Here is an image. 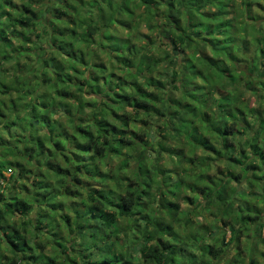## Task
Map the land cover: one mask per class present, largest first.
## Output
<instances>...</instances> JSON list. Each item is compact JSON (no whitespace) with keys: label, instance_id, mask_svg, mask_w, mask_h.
<instances>
[{"label":"trees","instance_id":"obj_1","mask_svg":"<svg viewBox=\"0 0 264 264\" xmlns=\"http://www.w3.org/2000/svg\"><path fill=\"white\" fill-rule=\"evenodd\" d=\"M79 1L76 6L77 0H0V242L14 254L0 253V264H24L25 260L29 264L43 260L44 264H56L55 256L46 258L37 253L27 234L28 223L18 224L11 219L27 217L38 206L42 211L39 229L44 215L52 217V211L62 207L54 201L59 196L57 189L63 186L67 197H81L82 189L88 193L85 214L77 211L75 219L80 241L87 232L84 219L94 220L89 229L92 238L81 254L89 258L96 251L101 260L86 264H132L131 257L124 259V252H119L120 233L125 237L131 233L120 232V217L144 223L143 229L137 224L140 236L135 234L134 240L139 241L136 248L132 250L131 244L128 247L129 253H139L142 264H200L184 248L187 241L180 240V229L176 228L180 224L181 204L177 199L181 174L192 177L191 183L181 180L192 195L219 206L217 212L227 228L218 229L223 232L218 246H202V264L207 257L217 260L230 254L234 262L230 264H264V0H241L239 4L236 0ZM80 6L87 9L83 15ZM138 10L144 11L149 29H160V40L145 36V49L127 35L140 22ZM253 10L258 11L256 17L251 16ZM76 14L81 15L78 21ZM118 26L127 34L117 35ZM96 35L105 40L97 41ZM161 46L163 56L159 57L155 48ZM185 51L190 54L182 63ZM31 55L33 62L29 60ZM86 55L91 58L86 60ZM100 55L109 60L98 63ZM37 63L42 67L35 66ZM244 64L248 66L246 71L239 68ZM79 67H85V73L74 79L80 74ZM160 67L171 71L169 87L146 74ZM117 70L127 72L118 75ZM43 83L51 94L39 90ZM73 87L78 93H73ZM83 97L94 98L97 103H85ZM72 103H76L74 108ZM41 105H45L43 109ZM88 106L92 114L86 115L82 109ZM20 107L29 110L25 119L18 112ZM74 109L82 113L78 130L72 135L60 133L56 128H62V123L50 117L60 112L71 117ZM158 114L157 122L164 120L163 135L168 139L160 146L181 161L175 170L180 174L177 180L166 179L169 188L155 196L154 174L143 162L149 153L144 144H148L150 131L138 133L132 125L137 121L146 127L152 125ZM21 120L26 123L23 125ZM28 124L35 131L25 135L23 130ZM151 131H155V125ZM4 134L16 144L8 145ZM69 136L77 141L71 156L64 153L70 146ZM183 143L192 147L190 153L202 158L185 159V148L174 147ZM19 144L23 148L20 158L26 164L14 160ZM198 149L206 154L199 155ZM8 156L13 159L7 160ZM116 156L138 158L141 164L136 180L124 178L130 182L114 201L109 190L96 192L85 185L87 180L104 181L105 162ZM213 156L229 159L232 166L243 164L249 173L244 179L243 174L231 173L234 178L229 182L218 174H205L193 182V170L207 173V161ZM246 158L251 164L245 167ZM186 161L189 164L184 165ZM33 168L38 171L34 173ZM123 168H127L126 162L119 170ZM7 170L13 172L15 182L32 175V190L25 187V195L8 196L7 190L1 189L3 181H8ZM246 187L260 198L262 206L234 208L236 195L248 197ZM147 198L153 203L157 198L162 217L149 218L144 206ZM197 200V196L184 198L196 207L200 204ZM138 215L143 217L139 219ZM70 220V216H64L67 227L74 232ZM194 243L200 247L205 242L202 236H196ZM244 245L247 256L241 254ZM64 247L65 251L71 249Z\"/></svg>","mask_w":264,"mask_h":264},{"label":"rangeland","instance_id":"obj_2","mask_svg":"<svg viewBox=\"0 0 264 264\" xmlns=\"http://www.w3.org/2000/svg\"><path fill=\"white\" fill-rule=\"evenodd\" d=\"M237 3L239 4L241 2V0H236ZM80 3L79 0H77L76 2V6ZM74 4V3H73ZM64 6V5H63ZM76 6L75 8H73V12L75 14L76 11ZM79 6V5H78ZM80 11H81V15L85 14L87 12L86 7L84 6H80ZM256 8V7H255ZM264 10V9H263ZM142 12H144L143 10H138L137 14L140 16V22L137 24V27L134 31H131V35L127 34V32L123 29L120 28V26L116 27V32L117 35L121 36V34L125 33L128 35V37L134 42L137 43L138 46L141 49H145L146 48V40H145V36L147 35H153L154 37H156L157 39L159 38V27H156L154 30H151L148 28L149 24L145 21ZM256 12H258L257 10H253V13L251 16L256 17ZM263 14V12H262ZM76 14L75 20L78 21L80 20V16ZM264 15V14H263ZM72 17V16H71ZM115 26V25H114ZM112 25V28L114 29V27ZM63 28V27H61ZM82 32V31H81ZM110 33H112V31L110 30ZM97 38V41H99V38H102L103 40H105V37H102L101 35H99V37H97V35L95 36ZM160 40V39H158ZM104 42H102L103 44ZM163 47H156L155 48V52L158 53L159 57L163 56L162 55V51ZM188 51H185V54H181L182 55V63H185L189 57L190 53H187ZM101 54V53H99ZM50 55H48L49 57ZM89 57L88 55H86V60ZM29 60L31 62L35 61L34 60V55H31ZM102 60H109L107 56L105 55H100L99 56V62H102ZM246 63V62H244ZM33 65V64H32ZM40 66L42 65L41 63H37L35 66ZM42 67V66H41ZM86 67V66H85ZM85 67H79V75H74V76H78L77 78H75L73 76L74 79H80L82 77V75L85 73ZM240 70H247L248 66L247 65H240L239 66ZM81 72L83 73L81 75ZM118 75H123L126 74L127 71H116ZM171 71H168V69H165V67H160L159 70L158 69H153V71H147L146 74L148 77H152L155 80H159L161 82H163L165 85H167L169 87L170 83V73ZM181 72H184L183 70ZM85 76V75H84ZM34 78V77H32ZM73 79V80H74ZM31 85H36L33 80H31ZM44 89V93L45 95H49L52 93L51 89L48 88V86L46 84H42L40 89ZM77 87H73L71 90L73 91L74 94L78 93V91L76 90ZM165 94L166 92L163 91ZM81 94V93H80ZM247 96L251 98V95L247 93ZM90 97V96H88ZM80 98V97H79ZM83 99L85 100V103H92L94 104L93 106H95V101L97 103V100H95L94 98H89V99H85L83 97ZM79 99H77L76 101H78ZM102 100V99H101ZM100 100V101H101ZM47 102V101H46ZM100 104H102V102H99ZM73 104V108L74 106H76V103H72ZM45 106V105H44ZM43 105L39 106L40 109H43L44 107ZM155 106L159 107L160 105L158 103L155 104ZM21 111L20 115H21V119H25L29 110L26 111V109H23L22 107H20ZM83 111L85 110V113L87 115L88 114H92V108L91 107H83L82 109ZM73 115L71 117L69 116H64L62 112L57 113L52 115V117H50L51 119L54 118L57 120V122H61L62 123V128L58 129L60 133H64L65 135L70 134H74L75 130H76V126L77 123L80 122L79 118L81 117L80 113H76L75 109L73 110ZM122 114V111L119 112ZM30 115V114H29ZM32 116V114L30 115ZM159 114L156 115V117H154L153 121H152V125H148L147 127L143 125V123L141 121H137L135 124L132 125V127L138 132V133H143V132H148L150 131V135H149V141L148 144H144L145 146V150H147L149 153L147 154V159H143V162H145L146 164V168L148 170H151V174H154V183L152 184V192L155 194V196H158L160 193V190H167L169 188V184L167 182L166 179L168 178H175L173 179V181L175 182L179 177L180 174H176V168H177V164L181 161L180 159H178L179 157L176 156H170L168 153H165L163 150V148L160 146L161 144H164L168 141V139L165 137V135H163V126H164V120L161 119L157 122V119L159 118ZM138 118V117H136ZM72 120H76V123H72ZM29 122L31 123V118L29 119ZM21 123L24 125L26 122L24 120H21ZM33 124V123H31ZM155 125V131H151L152 126ZM27 129L25 128V130H23V134L25 135H30L31 131L34 132L35 128H31V125H27ZM159 126V127H157ZM58 127V126H56ZM17 132H20L19 128L15 129ZM78 130V129H77ZM76 130V131H77ZM166 133V132H165ZM32 134V133H31ZM10 136H8L7 134L3 135L4 140L8 143V145L14 146L13 144L14 141H10L8 138ZM23 140L25 139L22 138ZM69 140H70V146L68 147L67 150L64 151V153H68L69 156H71L72 152L75 151L77 149L75 143L77 144V141L74 139H71V136H69ZM78 141H82V139H78ZM184 144V143H183ZM175 148H179V147H183L185 148V151H187L188 153H186L187 155L185 159H187V157H193L196 158L199 157L198 155H195L193 153H190L192 151V147L187 146V145H175ZM15 148H18V150H16V152L13 154L14 156V160H18L19 162H21L22 164H26L23 160H21V155H20V150H23L22 145H16ZM0 152L1 149H0ZM197 152L199 153V155H205V151H203L202 149H198ZM13 157H10V159H13ZM202 158L201 156L199 157V159ZM7 160L9 159L6 158ZM180 160V161H179ZM244 161H246L244 164L246 166H249L251 164V161L248 160L247 158L244 159ZM126 162L127 163V168H123L119 170L120 165ZM188 162L186 161L185 164H187ZM106 167L103 168L102 171V175L103 178L105 179L104 181H91L87 180L85 188L90 190L91 188L95 189L96 192L97 191H107L109 190L111 192V197L114 199V201L117 200V198L119 197V195L124 193L125 190V186L127 183H129L127 180H124V178L128 179L130 178L131 180H136V178L138 177V170H139V166L141 164V162H139L138 158L135 159H127L124 156H119V157H113L112 159L108 160L105 162ZM189 164V163H188ZM208 164V170H206L207 173H197L195 172V170H193V173L195 175V178L193 180V182L195 181V179H197V177L199 175H205L207 174V176H214L215 174H218L220 177L224 178V180H226L227 182H229V180L233 179L234 175L233 174H243V179L246 177V174L249 173V170H244V166L243 164H239V165H231L232 162L229 161V159H221L219 157H215L213 156L212 159L207 161ZM189 168V167H188ZM187 168V169H188ZM189 170V169H188ZM32 171L35 173L38 171L37 168H33ZM202 172V171H201ZM224 172V175L223 173ZM182 173V172H180ZM186 173V171H185ZM233 173V174H231ZM150 174V175H151ZM13 175V172L11 170H7L5 173L6 178L8 179V181H3V183L1 184V189L2 190H7L6 194L8 196H10L11 198H13L14 196L17 195H25L26 191H24L25 187H27L30 190L31 189V185L33 184V177L32 175H30V177L26 178L27 180L22 181L19 180L17 182L13 181V179L11 178V176ZM106 177V178H105ZM190 178H192L190 175H183L181 174L180 176V182L178 183L181 187L179 190V195H178V199L177 201L180 202L181 204V212L179 213L178 217L180 219V224L176 226L179 233V237L180 240H186V250H188V253L194 254V256H196L198 259V261L200 262V264H202L201 259H199L200 254L202 253L201 248L202 246H206V245H215L218 246L221 243V234H223V232L221 230L227 229L226 226L223 224V222L221 221L220 217H219V213L217 212V207H219L218 205H215L214 203H211V200L206 199L205 197H201L198 195H192L185 187V185L181 184V180L183 179V182L185 180V184L187 183H191ZM129 180V179H128ZM52 184H54V182H52ZM51 184V185H52ZM230 184H232L230 182ZM236 186H240L239 183H233ZM24 186V187H23ZM8 188V189H7ZM248 189V187H246ZM246 189V190H247ZM58 191L56 192L59 196L55 199V204H59L62 203V207H58V209L56 211H52V217L48 216V215H44L43 218V223L42 225H40V228L38 229L37 226L38 225V220L41 218V213L42 211H39V207L35 206V210L29 214L27 217H15L13 219H11V221H16L18 224H22L23 222H27L28 226H27V234L29 237V240L31 242L32 245L36 246V251L38 254H41L43 256H47V257H56V264H74L75 261L77 262V264H86L87 262H93V261H97V260H101V257L98 256L96 253V251H94L92 253L91 257H82L81 251L84 250L86 248V243L90 242V239L92 238L90 235V231L89 229L92 227L94 220H91L90 218L84 219L86 222L83 221V223H85L86 225V236L82 238V241H80V236L78 235V228H77V222H75L76 217H78L77 211L84 215L85 211H86V204H87V196L88 193L82 189V196L81 197H67L64 195V186L61 189H57ZM250 191V189H248ZM240 194V193H239ZM250 194V196H249ZM248 197H240L239 195H236V198L234 197L233 200V205L235 206L234 208L239 209V208H243L244 206L247 207L249 204L251 205H257L255 207H260L263 205V203L261 202L260 198H256V196H254L252 194V189L249 192ZM252 195V196H251ZM195 197L197 196L198 200H197V204L200 203L198 205V207L194 206V205H190L187 204L184 201L185 197ZM157 198H155V203H153L152 200L148 201V198L144 201V206L146 205V210L150 213L148 214L149 218L152 219L153 217L157 218V217H162L164 214L162 212V210L160 209V207L158 206V204L156 203ZM52 202V203H54ZM86 202V203H85ZM45 210H47L48 206L45 205ZM53 207H51L49 210H51ZM219 209V208H218ZM44 212V209H43ZM46 212V211H45ZM147 214V212H146ZM70 216L71 220L70 222H68L70 225L71 229H76L74 230V232H71L69 230V228L67 227L68 224H66L64 222V216ZM84 218H86L85 216H83ZM81 217V218H83ZM142 215H138L137 218H142ZM230 220V219H228ZM80 222V221H79ZM135 224V225H134ZM137 224H141L142 225V229L144 226V223L142 222H138V221H134L132 218L131 219H127V218H119V230L120 232H131L129 233L128 238L127 236H123L122 233H120V237L122 238L121 244H122V249L119 248V252L123 253L124 252V259L130 258V261L132 262V264H142L141 259H139V253L138 252H133V254L129 253L128 251V247L131 244V249L134 250L136 248V245L138 244L137 242L139 241H135V236H140V234H138L139 232L137 230H139ZM219 224V225H218ZM221 230H218V229ZM256 229H258V227H256ZM212 232V233H210ZM258 233V231H256ZM136 234V235H135ZM250 235H251V231H250ZM196 236H202L203 240H204V244L200 245V247H196V245L194 243V238ZM230 237V232L227 233V238ZM251 239V237H248ZM216 240H219L216 242ZM85 244V246H82V243ZM81 243V244H80ZM179 244V243H178ZM254 245V243H253ZM64 246H68L69 248H71L69 251H65V247ZM179 246L181 247L182 244H179ZM130 248V247H129ZM183 248V247H182ZM244 249L243 252L241 253L242 256H247V251H246V245H244V247L242 248ZM122 250V251H121ZM89 251H85L86 255L89 254ZM126 252V253H125ZM0 253L3 254H7V256H11L13 257L14 254L13 252L8 248V246L6 245V243H1L0 242ZM46 257V258H47ZM231 254L229 256H225L222 257L221 259H210L207 257L206 261L204 264H230V263H234L231 259ZM229 261V262H228ZM33 262V261H32ZM41 263V261L39 262ZM36 263V264H39ZM45 261L43 260V262L41 264H44ZM24 264H29V262L27 260L24 261ZM32 264V263H30ZM33 264H35V262H33ZM51 264V263H48Z\"/></svg>","mask_w":264,"mask_h":264}]
</instances>
